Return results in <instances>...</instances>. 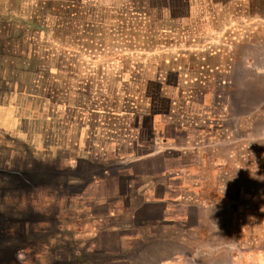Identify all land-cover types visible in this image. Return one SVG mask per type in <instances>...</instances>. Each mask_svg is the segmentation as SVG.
Returning <instances> with one entry per match:
<instances>
[{"label":"rangeland","instance_id":"1","mask_svg":"<svg viewBox=\"0 0 264 264\" xmlns=\"http://www.w3.org/2000/svg\"><path fill=\"white\" fill-rule=\"evenodd\" d=\"M2 40L0 75H51L71 103L84 98L74 75L114 76L104 88L116 97L115 113L150 135L153 152L155 141L164 146L132 162L126 149L119 168L157 170L165 158L166 168L195 179L191 189L206 207L187 233L193 239L176 238L186 232L176 221L111 248L165 257L194 250L178 264H264V0H0ZM168 97L172 109L161 105ZM187 215L193 224L196 210Z\"/></svg>","mask_w":264,"mask_h":264},{"label":"flooded vegetation","instance_id":"2","mask_svg":"<svg viewBox=\"0 0 264 264\" xmlns=\"http://www.w3.org/2000/svg\"><path fill=\"white\" fill-rule=\"evenodd\" d=\"M8 44L0 42V56ZM65 95L64 82L53 81L51 75H0V211L10 217L5 240L0 237L1 246L7 244L0 250V264L91 260L86 249L94 248V242L79 238L78 232L91 226L75 224L69 205L85 183L80 174L102 173L120 163L99 160L85 149L81 134L86 109L64 100ZM59 223L68 230L61 234Z\"/></svg>","mask_w":264,"mask_h":264},{"label":"crops","instance_id":"3","mask_svg":"<svg viewBox=\"0 0 264 264\" xmlns=\"http://www.w3.org/2000/svg\"><path fill=\"white\" fill-rule=\"evenodd\" d=\"M124 1L102 0L104 4L114 6L124 3ZM173 102L174 100L168 97V99L164 98L162 100L161 105L164 109L166 106L172 109ZM149 115H153V113L150 112ZM161 124L163 125V122ZM8 127L12 129L13 125L9 124ZM159 161H161L162 167L157 170L131 167L116 168L94 174L85 172V174L79 175L82 179H85V183L77 191L73 200L74 203L69 205V208L83 211V215L80 213L76 216L72 215L73 221L78 226H91L90 230L87 229L88 231L86 229L78 231L82 234V237L79 238L93 240L95 246L86 249L89 253L88 258H91V260L81 261L77 264H135V259L144 257L146 254L157 258L154 264H178L184 257L194 255V250L191 249L186 253L172 251L166 254L165 257L159 254L158 250L153 251L151 248L134 249L130 247L127 250L125 249L124 253H121L122 250L111 248L114 240L119 242L124 239L127 241H129L128 239H131L130 241L137 240V234H141V241L142 238L151 239L155 233L154 226L164 229L172 227L176 221H179V225H183L184 230H186L183 236L176 238L180 242L193 239L187 233L194 232L193 227L200 224V217L204 212L203 208L206 207L197 204L196 191L191 189V187L196 186V181H194V178L191 179L186 171L184 174L181 168H166L165 158H160ZM68 180H71L70 183L76 181L79 183V179ZM98 209L100 211L108 209V214L105 216L99 213L96 214L94 210ZM191 209L197 212L193 224L188 220L187 215ZM6 216L10 218L0 211V237L4 240L6 233H8ZM39 224L43 228L47 227L46 223ZM59 225H61L59 228L61 234L68 230L67 226L66 228L63 227L62 223H59ZM95 225L100 227L98 231L94 229ZM127 231L134 234L129 233L126 236ZM33 232H36V230ZM155 236L158 237L161 234L158 232ZM195 236L198 235L195 234ZM4 243V246L0 244V250L6 247L7 244ZM95 258H100V263Z\"/></svg>","mask_w":264,"mask_h":264},{"label":"built area","instance_id":"4","mask_svg":"<svg viewBox=\"0 0 264 264\" xmlns=\"http://www.w3.org/2000/svg\"><path fill=\"white\" fill-rule=\"evenodd\" d=\"M125 76L126 79L133 80V75ZM73 77H76L75 86L78 93L77 98L83 95L86 99L85 101L82 97L79 100L80 103H74L80 105L84 111L86 109L84 117L82 116L81 141L92 157L105 162L118 160L120 163H123L122 160L127 156L124 153L126 149H129L128 155H131L129 156V162L142 158V154L146 157L154 153L163 152V140L161 141L160 139L158 142L155 141L153 143V147L156 149V152H153L152 142L149 141L151 138L149 137L150 135L147 136V132L146 135H142L139 131V127L141 126L132 122L131 118L129 119L126 116L124 120V116L120 118V114L115 113L117 104L111 98V91L104 88L107 85L105 84V80H115L116 78L114 76L74 75ZM65 93L66 96L70 95V91L65 90ZM128 113L125 110L122 112L124 115ZM141 138L147 140L146 145L141 144L143 142ZM146 146L148 148H145Z\"/></svg>","mask_w":264,"mask_h":264},{"label":"bare ground","instance_id":"5","mask_svg":"<svg viewBox=\"0 0 264 264\" xmlns=\"http://www.w3.org/2000/svg\"><path fill=\"white\" fill-rule=\"evenodd\" d=\"M131 34V33H130ZM128 35V34H127ZM127 38V37H126ZM127 41V40H126Z\"/></svg>","mask_w":264,"mask_h":264}]
</instances>
